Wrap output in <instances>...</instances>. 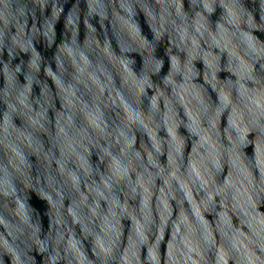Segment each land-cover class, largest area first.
I'll list each match as a JSON object with an SVG mask.
<instances>
[{
	"label": "clouds",
	"instance_id": "clouds-1",
	"mask_svg": "<svg viewBox=\"0 0 264 264\" xmlns=\"http://www.w3.org/2000/svg\"><path fill=\"white\" fill-rule=\"evenodd\" d=\"M0 264H264V0H0Z\"/></svg>",
	"mask_w": 264,
	"mask_h": 264
}]
</instances>
